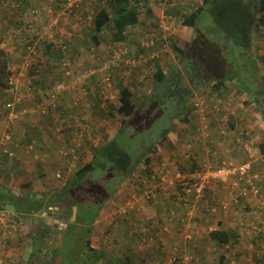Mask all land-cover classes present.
<instances>
[{
  "label": "rangeland",
  "instance_id": "1",
  "mask_svg": "<svg viewBox=\"0 0 264 264\" xmlns=\"http://www.w3.org/2000/svg\"><path fill=\"white\" fill-rule=\"evenodd\" d=\"M142 1L147 3L145 6L152 5L153 11L152 14H148L144 10L145 24L130 27L129 35L133 33L137 40L130 41V44L114 41L111 38L113 30L106 27L99 35L100 43L99 47H96L92 40V34L95 31L92 26L95 15L101 8H107L111 14L113 13L106 0H81L75 11H66L64 6L61 7L60 0H28L33 7L22 4L25 0H0V50L6 51L5 57L9 60L11 72L10 77L7 80L4 79L8 87L0 88V146H2V139L8 136L6 145L0 150V157L3 158L5 154L4 159L6 158V164L2 165L0 176L2 179L10 178L7 180L13 185L12 173L19 170V160L24 161V164L28 166H34L35 169L41 162L49 172L44 179L48 181L46 190L39 191L35 187L34 192L25 193V195L32 194L41 198L47 192L64 188V184L74 177L80 167L91 162L94 149L113 138L121 129L123 116L117 112L118 106L115 104V97L119 94L116 90L119 84L116 87L113 80L121 78L130 85L135 84L131 87L137 95L135 101L138 105L145 104L147 102L145 96L156 84L153 75L157 66L168 70L179 63L178 56L173 50L167 53L168 45L171 43L183 45V42L191 39L195 30L183 25L174 10L178 8L183 9L184 13H191L194 8L202 4V0H149V3L146 0ZM18 2L21 6L17 4ZM13 3H16L15 7ZM24 5L26 8H23ZM32 10L34 11L31 13ZM205 14V17L209 19L211 15L209 11ZM154 22L157 24L153 25ZM145 26L151 27L154 32L151 33V31V34L144 32ZM258 34L254 50L264 55V28ZM29 39H33L34 43L28 42ZM45 39L52 40L58 50H63L67 45L69 53L67 61L59 60L55 55L58 61L50 62ZM154 41L155 44L159 46L162 44L165 47L162 50L159 47L158 50L153 46ZM149 47L154 49H147ZM121 48L129 55L134 54L135 58H132L138 61V65L126 64V60L121 63L115 61L108 73L113 79L106 84L104 78H100V74L105 72V63L113 57L115 50L120 51ZM76 49H79V52ZM140 49H147V52L138 53ZM51 55H53L52 52ZM87 63L93 67L87 69ZM219 67L223 70L222 66ZM219 67L216 69L219 70ZM258 68L259 73L251 79L254 92L261 93L257 94L258 98L256 95L249 97L245 93L240 95L233 93V97L227 100L210 96L211 87L203 90L197 100L201 103L208 100L210 105L209 112L207 109L200 112L199 116L202 120L200 128L193 131L184 122L178 123L179 120L170 135L171 145L168 142L161 143V136L157 135L155 139L158 142V150L151 155L150 165L143 163L139 167L143 177L147 175V166L159 178V172L165 167L171 171L170 175L174 176L180 171L189 174L192 169L195 170L192 163L199 164L202 168L204 164L216 167L223 160L240 164L248 157V150L251 148V159L254 165L257 164V172L254 171V165L252 171L258 176L259 186L264 192V169H258L260 168L258 165L263 166L264 163V152L261 148L264 143V108H260V104L264 103V62L260 61ZM91 73L96 74L98 84L102 85V88L89 83L91 80L88 75ZM124 77L129 79L126 81ZM138 79L141 80L140 83ZM58 84H64L65 90L55 91ZM88 87L94 90L92 93H95L94 97L88 93ZM106 88L109 91L114 89V92L112 95L108 92L109 97L104 98ZM6 91L11 97L16 96L17 103H25L28 106L21 110L17 119L11 120L3 115L6 104L4 98L7 99ZM70 91L74 94L65 95ZM54 93L55 98L52 97ZM35 96L41 97L36 106L33 98ZM243 107L245 111L240 112L243 116L238 121L236 130H228L229 126L226 124L224 130L222 129V132L218 134L205 123L206 120H210L205 116L206 112L211 113L214 119L220 118V121H227L232 115L238 116L236 113ZM154 109L150 108V110ZM162 112L165 110L159 108L156 111V118H160ZM174 115L176 114L172 116ZM18 119L21 120L17 122ZM167 123L172 125L169 120ZM86 124H88L87 127ZM242 132L249 144L241 138V144L235 145L234 138L238 136L237 133L239 137H242ZM33 140L34 148L31 149L29 146ZM151 143L150 141L147 144ZM75 144H80L75 157L65 154ZM165 164L168 165L165 166ZM96 167L94 174L89 175V179L93 180L96 186L82 188V197L79 199L81 205L76 208L79 209V211L77 209L79 218H82L86 214L93 216L95 208L92 206H102L90 236L92 246L98 252L109 253L110 250L113 256L110 264H131L125 259V255L133 259V264H173L172 260L175 257L182 258L186 252L193 255L195 264H218L221 254L226 256L224 264H264V213L257 219L255 216L252 217L256 200L248 202L243 199L236 203L234 195L231 197L228 195V199L226 198L228 193L223 192V196L220 197L226 202L228 209L222 210L218 207L219 210L213 211L210 207L211 210L207 211L201 201L191 200V198L188 201L181 199L182 193L179 192L177 181L170 184V179L167 178L165 184L160 186L157 182L152 186L148 181L146 190L151 187L149 189L154 197L147 200L142 195L139 178L129 177L122 182L120 189L116 190L115 196L109 197L103 204L101 197L104 193H100L99 198L94 190L98 188L97 185H100L99 181L107 178L108 172L102 165ZM57 170L62 172L61 178L56 176ZM25 171L30 173L31 170L25 169ZM31 181V179L23 180L28 183L25 184L26 192L32 190ZM112 183L116 185L118 181L114 179ZM221 193L219 192V195ZM211 212L215 213L211 214ZM185 213L191 218L186 217ZM61 214H63L62 211L58 208L54 210L52 207L30 217H24L22 220L17 218V220L13 219L16 215L12 208H8V211H0V264H27L35 247L32 234L41 230L43 218L49 226L63 229L72 222L74 232L87 233L85 230L87 227L81 225L79 221L76 222V216L71 221V216L61 219ZM183 218L194 223L190 232L184 233L178 229L190 223ZM244 222H252L257 228L242 231L240 226ZM111 224L114 227L111 228ZM122 226L134 230L137 236L139 233L140 237L138 236L135 242L129 239L117 242L116 238L120 237ZM217 228L239 232L242 239L236 245L235 243L231 246L216 245L210 238V232ZM184 234L190 236L188 240L184 239ZM71 235L69 240L72 243L74 235ZM50 238L55 242L58 236H50L49 241ZM111 247H114L116 251L113 252ZM113 253L120 255L121 263L117 260V263H113V259L117 258V255L114 256ZM96 264L109 263H105V258H102Z\"/></svg>",
  "mask_w": 264,
  "mask_h": 264
},
{
  "label": "trees",
  "instance_id": "2",
  "mask_svg": "<svg viewBox=\"0 0 264 264\" xmlns=\"http://www.w3.org/2000/svg\"><path fill=\"white\" fill-rule=\"evenodd\" d=\"M106 1L109 2L113 13L111 14L107 8H101L97 12L94 18L95 31L92 35V40L95 42L96 47H99V35L107 27L113 30L111 38L114 41L130 44L129 37L133 34L131 33L129 35L130 27L135 25L138 27L140 24H145L143 17V14L145 15L144 10L148 14H152V5L145 6L147 3H144L142 0ZM146 1L148 2L149 0ZM60 2L62 4L61 7H65L67 4V0H60ZM13 4V7H15L16 3ZM17 4L20 5L19 2ZM22 4L33 7L28 0H25ZM23 8H26V6L24 5ZM70 11H75V6ZM208 11L211 14L209 19L205 17V12ZM174 12L180 17L183 25L194 28L195 32L190 40L183 42V45L179 43H171L168 45L167 53L173 50L178 56L179 63L170 67L168 70L157 66V70L153 75L156 84L151 88L149 94L144 95L147 102L145 104L143 103L144 105H138L135 101L137 95L131 89L132 86L127 82H121L119 90L120 105L117 107V112L123 116L121 121L122 127L113 138L108 139L107 142H104L94 149L91 162L80 167L74 177L64 184L63 189L60 188L61 190L59 189V191L47 192L41 198L32 194L25 195V193L17 196L10 192L5 193L0 188V211H8V208H12L14 215H16V217L13 216V219L19 218L22 220L24 217H30L38 212H42V210H49V208L53 207L54 210L58 208V210L63 212L61 219H66L71 216V221H73L74 208L81 205L79 199L82 197V188H94L96 186H94L96 183L89 179V175L94 174L97 165H102L105 171L108 172L106 174L108 175L107 178L99 181L101 182L100 185H97L98 188L94 190L96 196L99 198L101 197L99 196L100 193H104V196L102 195L101 197L103 204L109 197L115 196L116 190H119L122 182L129 177L139 178L143 192L146 190V183L148 181H150L148 183H151L152 186L157 181V179H153L154 172L151 171L149 166L146 168L147 177L145 176L144 178L141 174L142 172L139 171V167L143 163L150 165L151 155L158 150V142L155 137L160 135L161 143H169L171 139L170 135L175 130L174 126L179 120L178 123L184 122L186 125H189L191 130L197 131L202 121L199 116L200 112L203 108L208 111V106L210 105H208V100L200 105L197 104L199 102L197 97L203 90L211 87L212 92L210 96L221 97L227 100L233 97V93L235 95L245 93L251 97L256 95V98H258V95L261 93L258 92L259 94L257 93V95L254 92L255 90L252 88L253 84L251 79L252 76L256 77L259 73L258 64L260 61L264 62L263 53H257L254 50L257 35L259 36L258 33L264 28V0H202V4L194 8L191 13H184L183 9L178 8ZM211 21H213V24H211ZM155 24L157 22H154L153 25ZM158 25L160 24L158 23ZM144 28L146 29L144 32L150 33L152 31L151 27L145 26ZM208 29L209 32H207ZM33 41V39L28 40V42L34 43ZM44 41H46L45 45L49 53L47 56L50 62L58 61L55 59V55L59 60L67 61V57L69 56L67 45L63 50H58L55 48L56 46L52 40L45 39ZM258 45L257 50L259 49ZM154 47H157V49L160 47L159 49L162 50L165 45L161 44L159 46L154 44ZM154 47L147 49L152 50ZM147 49H140L138 53H143V51L147 52ZM76 51L79 52V49H76ZM51 52L53 55H51ZM56 52L58 53L56 54ZM5 54V50H0L1 89L8 87L7 81L4 79L7 80L11 74L9 60L5 57ZM129 57L135 58V55L130 54ZM219 66H222L223 70ZM91 67L93 66L87 63L86 68ZM217 67H219V70L216 69ZM108 73L109 71L103 72L100 74V78L108 76L110 79H113ZM88 76L91 80L89 83L100 87L95 73H91ZM119 79L121 80V78ZM232 88L233 91H231ZM89 89L88 93L94 97L95 93L92 94L94 90ZM5 95L7 99L4 98L6 104L4 105L3 115H6L7 118L12 116V118L9 117L11 120L17 119L18 115L21 114V110L28 106L25 103H17L16 96L11 97L7 91ZM33 98L35 99L36 106L41 100V97L35 96ZM9 103L13 105L12 108L7 106ZM152 107L155 109L150 110ZM159 108L164 109L165 112H162L160 118H156V111ZM260 108H264V103L260 104ZM173 114L176 115L172 116ZM204 114L207 119L211 120V122L210 120H206L205 123L208 126L210 125L212 130L217 133L221 132L226 127V124L229 126L228 130H236L238 121L243 116L240 113L238 116L232 115L231 119H227V121H220V118H212L211 113L207 114L206 112ZM19 120L21 119L16 121L18 122ZM167 120L172 122V125L168 124ZM162 123L164 124L161 125ZM87 126L88 124H86ZM237 134L238 136L233 140L235 145L241 144V138L246 141V144H249L248 139L244 137V133L242 137H239V133ZM150 141L152 143L147 144ZM34 143L33 140L31 144L34 145ZM4 145L2 143V146ZM147 145H149L148 148ZM2 146H0V150H2ZM250 146L252 147L251 144ZM262 146L261 148L264 152V143ZM75 148L80 149V147ZM251 153L252 150L249 151L250 159ZM4 157L0 163V172H2V165L6 164V158L4 159ZM219 162L221 161L219 160ZM192 166L195 167V170L204 168V165L202 168V166L200 167L196 163H192ZM263 166L260 165L258 167L264 169ZM114 179L116 182L118 181L116 185L112 183ZM220 186L228 190L224 186ZM243 199V197H240L239 200L242 201ZM192 200L195 199L193 198ZM201 202L203 201L201 200ZM102 203L101 205H103ZM92 207L95 208L93 216L91 217L86 214L82 218H79V209L77 208L76 222L79 221L81 225L87 227L85 229L87 230L86 234L85 231L83 233L74 232L72 222L67 224L68 226L66 228L60 229L52 227L53 225L49 226L46 219L43 218L41 230L32 234V242L35 247L27 264H96L102 258L106 257L107 253L105 251L98 252L92 246L90 233L91 231L93 232L92 226L96 223L102 206ZM214 213L211 212V214ZM249 219L251 220V218ZM71 234L74 235L72 243L69 240L72 236ZM52 235L58 236L55 242L52 238H50V241L48 240ZM239 236H241V233H236L233 230H224V228H217L210 232L211 240L220 246H231L232 243L237 241ZM44 250L45 252L43 253ZM124 257L131 264L134 263L129 255H125ZM225 260V254H221L218 264H224ZM113 263H117V261L113 259Z\"/></svg>",
  "mask_w": 264,
  "mask_h": 264
},
{
  "label": "built area",
  "instance_id": "3",
  "mask_svg": "<svg viewBox=\"0 0 264 264\" xmlns=\"http://www.w3.org/2000/svg\"><path fill=\"white\" fill-rule=\"evenodd\" d=\"M81 2V0H67V4L65 5V9L71 10L74 8V6H78V4ZM19 5V4H18ZM153 35V34H152ZM145 44V43H144ZM155 44V41L153 43V46ZM128 52H123L122 48L120 51L115 50L113 57L109 58L107 62L105 63V72L109 71L112 68V65H114L115 61L123 62V60H126V64H134L137 66V60L131 59L129 57ZM105 80L107 82L110 81V78L107 76L105 77ZM65 90L64 84H58L55 87V91H63ZM54 91V92H55ZM56 94H52V97L55 98ZM198 105L202 104L201 102L197 103ZM7 106L13 107L11 103H9ZM202 108V107H201ZM204 112V108L202 109ZM13 115V114H11ZM15 116V115H13ZM12 118V116H9ZM5 141V142H4ZM8 141V136L3 139L2 143L3 145L6 144ZM76 146L70 148L65 152V154H71L76 155L77 154V148L79 145L75 144ZM29 148L33 149L34 145H30ZM251 151V148L250 150ZM11 155V154H10ZM75 157V156H74ZM173 163V162H172ZM168 164H165L167 166ZM253 165L254 162L252 159L245 163L236 164L234 162H229L224 160L221 165H218L216 167H211V165L204 164V168L200 170H193L190 171L189 174H185L180 172H177L174 174V176L170 175V170H168L166 167L165 169L161 170L158 174L159 178L156 177V174H154L153 179H157V184L160 186L162 184H165L167 181V178L170 180V184H174L175 181H177V185L180 188L179 192L182 193L181 199L188 201L190 198L191 200L194 198L196 201H203L205 203V208L207 211L211 210L213 208V211L219 210L218 207H221L222 210H227L228 205L226 202L214 198L212 201L208 198V190L212 189L214 184H220L230 190L234 195V201L238 203L240 200V197H243L248 202H252V200H256V203L254 204L255 210L252 211L255 218H259L262 213H264V192L261 189V187L255 182V179L257 176L253 174ZM170 167V166H169ZM58 178L62 177V172L58 171L57 175ZM142 195L147 200H151L154 197V194L150 191V189H147L142 192ZM202 202V203H203ZM190 223H188L187 226L182 228V232L187 233L190 232V229L194 227V223L189 220ZM242 231H247L250 228H257L255 227L254 223H241L240 226ZM192 232V230H191ZM184 238L188 239L190 237L187 234H184ZM242 239V236H239L237 238V241L235 242V245L239 243ZM178 264H195L194 263V257L190 252H186L182 258L178 256L175 257L172 260V263Z\"/></svg>",
  "mask_w": 264,
  "mask_h": 264
},
{
  "label": "crops",
  "instance_id": "4",
  "mask_svg": "<svg viewBox=\"0 0 264 264\" xmlns=\"http://www.w3.org/2000/svg\"><path fill=\"white\" fill-rule=\"evenodd\" d=\"M92 25V24H91ZM93 26V29L95 30V27H94V24L92 25ZM93 33V32H92ZM93 35V34H92ZM112 36V35H111ZM129 40L130 41H136L137 40V38L135 37V35L133 34V36L132 37H129ZM125 78V77H124ZM129 79V77H126L125 78V80L127 81ZM104 80H105V78H104ZM106 81V80H105ZM111 81V80H110ZM109 81V82H110ZM114 81V85L116 86L117 84H119V88L118 89H116V90H118L117 92H120L119 90H120V84H121V82H123L122 80H120V79H117V80H113ZM109 82H107L106 81V84H109ZM125 82V81H124ZM123 82V83H124ZM141 82V80L140 79H138V83H140ZM135 83H136V81H135ZM113 85V86H114ZM133 85H135V84H131V86H133ZM96 87H98V86H96ZM117 87V86H116ZM99 88V87H98ZM100 88H102V85H100ZM132 89V88H131ZM133 90V89H132ZM134 91V90H133ZM108 92H110V94L112 95V93L114 92V89H110V91L109 90H107V88H106V95L104 96V98H107V97H109L108 96ZM135 92V91H134ZM67 93H70V95H73L74 93L73 92H66V94L65 95H67ZM113 97H115V96H113ZM250 97V96H249ZM119 94L115 97V104H117V106H119L120 104H119ZM245 110H244V107L243 108H241V109H239L238 110V113H236V114H240V112H244ZM222 132V131H221ZM76 133H77V131H76ZM219 134V133H218ZM212 136H213V132H212ZM221 137H222V135H221ZM208 139V138H207ZM172 142H171V139H170V141H169V144H171ZM206 145V144H205ZM209 145V144H208ZM172 146H174L173 144H172ZM174 147H176V146H174ZM208 148H209V146H207ZM233 150H235L234 148H233ZM232 150V151H233ZM5 151H7L6 149H5ZM53 151V150H52ZM261 155H263V154H261ZM260 156V155H259ZM38 157V156H37ZM36 158V157H35ZM175 159V158H174ZM175 160H177V159H175ZM248 160H250V154H249V156L248 157H246L245 158V160H242V162H247ZM5 161H6V159H5ZM20 162H18L19 163V165H18V169L19 170H17V172H13L12 173V180H13V185H12V183H9V180H7V179H10V178H7V179H2V177L0 176V188H2L3 189V191L5 192V193H7V192H10L11 194H13V195H21V194H23V193H32V191L34 190V188L36 187V189H38L39 191H44V190H46V187H47V184H48V181L47 180H44L47 176H46V173L47 174H49V172H48V170H47V168H45V166L43 165L42 166V164H41V162H39L38 163V168H34V166H28L27 164H24V161H21V160H19ZM65 161V160H64ZM2 162V158H0V163ZM67 162V161H66ZM177 162H178V160H177ZM241 162V163H242ZM33 163V162H32ZM179 163V162H178ZM34 165V164H33ZM65 165V164H64ZM24 166V168H22ZM67 166V165H66ZM258 166H260V165H258ZM25 169L27 170V171H30V173H27L26 171H25ZM57 169V168H56ZM256 169H257V164L256 165H254V171L255 172H257L256 171ZM258 169H262V168H258ZM55 170V169H54ZM54 170H53V172H54ZM1 171H2V169H1ZM57 171H59V170H57ZM257 176V175H256ZM26 180V179H31L32 181H31V185H32V190H30L29 192H26L27 191V186L25 185V184H28L27 182H23V180ZM44 180V181H43ZM255 182L259 185V183H258V176H257V178L255 179ZM41 189V190H40ZM9 190V191H8ZM54 190H56V188L54 189ZM34 192V191H33ZM219 192H222L220 195H219ZM223 192H226V193H228L227 195H226V198H228L229 199V197H231V196H233V193L230 191V190H226V189H224L223 187H221L220 186V184H214V186H213V188L212 189H210V190H208V198L212 201L214 198H217V199H220V200H222L223 201V199L220 197L221 195L223 196ZM230 193V194H229ZM217 194V195H216ZM224 195V196H225ZM228 195H229V197H228ZM224 198V197H223ZM203 206H205V203L203 202ZM240 206V205H239ZM187 213V212H186ZM185 213V216L187 217H189V218H191L189 215H187ZM183 220H189V219H184L183 218ZM183 222V221H182ZM182 222L180 223V224H182ZM126 225V224H125ZM112 227H114V225L113 224H111V228ZM179 230H182V226L181 227H179L178 228ZM121 232L119 233L120 234V237H117L116 238V240H117V242H119V241H122V240H125V239H129V240H131L132 242H135L137 239L136 238H138V236L140 237V235H139V233H138V236H137V234H136V232L134 231V230H132V229H128L126 226H122V228H121ZM193 232H194V230H192ZM155 233H159V232H156L155 231ZM174 235H175V233H174ZM181 240V239H180ZM131 246H133V244L131 245ZM134 246H136L135 244H134ZM118 247V246H117ZM111 249H112V251L114 252V250H115V248L113 247H111ZM116 251V250H115ZM106 253H107V255H106V257H104L105 258V263H109V261H112V255H111V253H110V250H109V253L107 252V251H105ZM113 255L115 256V255H117L116 253H113ZM114 260H117V261H120V263L122 262V259L120 258V255L118 256L117 255V258L116 259H114ZM110 264V263H109Z\"/></svg>",
  "mask_w": 264,
  "mask_h": 264
},
{
  "label": "water",
  "instance_id": "5",
  "mask_svg": "<svg viewBox=\"0 0 264 264\" xmlns=\"http://www.w3.org/2000/svg\"><path fill=\"white\" fill-rule=\"evenodd\" d=\"M75 210H74V216H76V214H77V208H74ZM76 218V217H75Z\"/></svg>",
  "mask_w": 264,
  "mask_h": 264
},
{
  "label": "clouds",
  "instance_id": "6",
  "mask_svg": "<svg viewBox=\"0 0 264 264\" xmlns=\"http://www.w3.org/2000/svg\"><path fill=\"white\" fill-rule=\"evenodd\" d=\"M79 6H76L75 8H78ZM131 59H133V58H131ZM245 163V162H244ZM193 232V231H192ZM185 237V236H184Z\"/></svg>",
  "mask_w": 264,
  "mask_h": 264
}]
</instances>
